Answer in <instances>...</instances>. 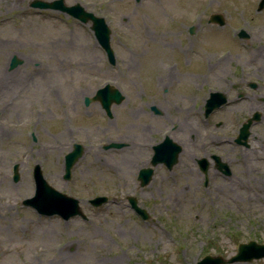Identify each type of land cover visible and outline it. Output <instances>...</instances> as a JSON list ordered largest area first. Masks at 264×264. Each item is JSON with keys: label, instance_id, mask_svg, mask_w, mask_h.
Masks as SVG:
<instances>
[{"label": "rangeland", "instance_id": "1", "mask_svg": "<svg viewBox=\"0 0 264 264\" xmlns=\"http://www.w3.org/2000/svg\"><path fill=\"white\" fill-rule=\"evenodd\" d=\"M30 1L0 0V78L7 75L0 79V264H193L208 253L227 259L237 243L252 236L264 243V193L255 180L244 178L246 173L209 170L203 185L204 174L193 161L186 164L181 153L170 170L155 165L147 185L136 179L152 154L141 145L150 146L163 134L182 145L187 129L199 123L194 96H183L184 81L198 62L183 52L189 44L184 25L199 27V51H205V61L217 63L206 76L219 85L237 71L240 60L252 67L264 64L259 0H64L105 17L114 64L107 62L91 21L34 8ZM212 12L223 13L225 24L207 23ZM239 28L246 39L233 36ZM86 44L91 45L82 47ZM13 55L21 62L10 68ZM104 83L125 95L111 106V118L97 102L83 103ZM151 104L162 114L152 113ZM230 115L208 119L224 120L221 132L229 134ZM74 141L84 150L65 180L63 157ZM110 141L123 145L104 148ZM141 160L147 162L138 166ZM35 163L50 185L80 200L86 220L37 215L23 204L34 193ZM15 164L17 181L12 179ZM98 194L108 201L93 207L87 200ZM127 195L137 198L149 219L134 213ZM56 242L70 243L69 258L50 262L51 255L37 254ZM226 264H264V259Z\"/></svg>", "mask_w": 264, "mask_h": 264}, {"label": "flooded vegetation", "instance_id": "2", "mask_svg": "<svg viewBox=\"0 0 264 264\" xmlns=\"http://www.w3.org/2000/svg\"><path fill=\"white\" fill-rule=\"evenodd\" d=\"M168 22L167 31L171 32L173 20ZM195 25V23L184 25L187 34L185 37L188 38L186 40L189 41V44L185 45L183 52L187 58H190L189 55L196 57L198 62L193 68L194 72L189 74L191 78H188L189 80L186 78L184 81L187 86L183 88V96L184 98L194 96V102L191 105L198 114L199 123H196L193 129H187L180 154L183 153V158L187 159L186 164L193 161L195 170L204 174L203 185L208 182L209 170L219 171L226 176L241 172L246 173L245 177L241 176L247 181L255 180L254 183L257 184L255 187L264 193L262 184L264 183V64L252 67V62L240 60L236 67L237 71L232 70L231 77L223 78L219 85L211 83L212 79L209 80L206 76L207 70L214 69L217 63L205 61L203 55L205 51H199V48L202 49L203 39L199 37L200 29ZM191 27L193 28L190 29ZM188 36L193 37L189 38ZM219 54L221 55V53ZM193 75L201 77L192 79ZM172 79L166 80V83H170ZM189 84H192V87H189ZM162 88L167 89L165 86ZM213 92H220L225 101L206 113V100ZM151 106H154L156 111ZM172 107L176 108L175 103L172 104ZM149 109L155 114L163 112L156 104H151ZM183 111L185 115L189 114L188 105L183 106ZM226 111L232 113L229 134L221 132L224 120L218 119L210 123L208 119V117H214L216 114ZM166 112L168 113V111ZM209 128H213L216 132H210ZM208 138L210 140L207 141ZM225 143H228V147L224 146ZM249 240L263 243L254 236ZM258 259H264V256L252 260Z\"/></svg>", "mask_w": 264, "mask_h": 264}, {"label": "water", "instance_id": "3", "mask_svg": "<svg viewBox=\"0 0 264 264\" xmlns=\"http://www.w3.org/2000/svg\"><path fill=\"white\" fill-rule=\"evenodd\" d=\"M30 5L33 7L40 8H54L60 9L70 13L71 15L79 18L82 21H87L89 18L92 20V28L95 32V35L100 43V45L106 50L108 58L111 63H114L115 57L113 50L109 44V34L110 30L107 27L105 21L102 17H96L92 15L91 12H86L78 4L72 6H66L63 4V0H32ZM264 7V0L259 1L257 7L258 10ZM209 22H216L219 25L225 23V19L221 13H212L208 18ZM239 35H245L243 29L240 30ZM21 61L13 55L10 61V67L16 66ZM124 95L121 91L114 87L113 85L106 83L102 87L98 88L95 91V94L92 97L86 96L84 98L85 104H88L92 100H98L105 110L107 115H111V105L113 103L118 104L122 101ZM225 101V98L220 92H213L211 96L206 100V113H208L213 107L220 105ZM155 111V107L152 106ZM121 143L118 142H109L104 145L105 148L109 147H119ZM83 151V146L79 143L73 144V149L65 154L64 157V175L65 179H69L71 175V167L75 161L81 156ZM181 151V146L172 141L170 138L166 137L162 142L153 145V155L150 159V163L154 166L157 163H163L165 166L170 169L178 160L179 153ZM17 166L14 165L13 168V179H18ZM153 174L152 167H143L139 170L138 179L140 180V185H145L151 179ZM33 176L35 179V194L31 198L24 200V203L34 206L40 213L44 214H54L57 213L62 216L64 219L69 218L70 216L81 214L79 208V201L77 198L62 193L53 187H51L45 178L42 175L41 169L38 164L34 166ZM131 206L140 214L143 218H147V213L143 208L137 206V201L135 197H128ZM93 205H100L106 201L105 196H97L89 200ZM264 255V244L257 245L253 242L249 243H239L237 246V253L230 257L228 260H224L221 256H211L206 255L201 260L197 261L195 264H221L234 261H247L251 260L254 257H261Z\"/></svg>", "mask_w": 264, "mask_h": 264}, {"label": "bare ground", "instance_id": "4", "mask_svg": "<svg viewBox=\"0 0 264 264\" xmlns=\"http://www.w3.org/2000/svg\"><path fill=\"white\" fill-rule=\"evenodd\" d=\"M90 45L91 44H86L85 46H82V47L89 48ZM6 76L7 75H3L2 78H0V79H5ZM0 85H1V82H0ZM141 146L148 150V147L146 145H141ZM146 162H147L146 160H143V161L141 160V161L138 162L139 163L138 166L144 165ZM129 171H130L129 168H126L125 172L127 173ZM237 183H242V181H238ZM231 189L234 192H236V190H237V188H236V190H234V188H231ZM94 231L96 232V233L94 232L95 234H98L96 230H94ZM104 240H106V239H104ZM69 245H70V243H66V244H59L58 242L52 243V244L46 245L45 249L39 251V253H37V254L38 255L39 254L40 255H45V256L51 255L52 258L50 259V262L51 261L59 262L62 259H66V258H69L71 256L70 252L67 249Z\"/></svg>", "mask_w": 264, "mask_h": 264}]
</instances>
